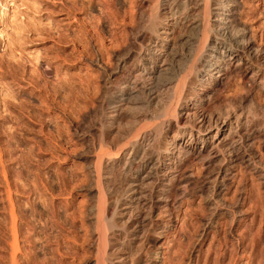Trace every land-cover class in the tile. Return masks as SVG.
Here are the masks:
<instances>
[{"label": "rangeland", "instance_id": "rangeland-1", "mask_svg": "<svg viewBox=\"0 0 264 264\" xmlns=\"http://www.w3.org/2000/svg\"><path fill=\"white\" fill-rule=\"evenodd\" d=\"M170 1L0 0V264H95L102 231L107 252L118 233L126 232L125 239L117 237L120 242L130 240V214L120 215L117 204L122 185L115 164L118 146L129 147L138 130L158 129L163 141L164 119L173 125L174 119H153L158 110L149 106L138 118L122 114L121 120L108 121L109 95L100 92L102 68L108 73L123 53L136 51L138 35L148 31L152 19H174L180 57L174 58L171 76L179 71L190 47L179 40L191 26L182 10L167 18ZM213 1L191 2L186 13L197 14L202 27L212 29ZM233 18L264 57V0H236ZM215 37L209 32L206 44ZM234 79L225 95L241 89L235 110L264 126V94L245 96L242 81ZM261 148L264 166V139ZM242 168L233 172L229 189L215 197L207 184L211 173L193 167L173 227L163 238L148 236L149 252L159 254L157 264H264V171L259 181ZM215 198L224 211L213 208ZM102 264L113 262L105 255Z\"/></svg>", "mask_w": 264, "mask_h": 264}, {"label": "bare ground", "instance_id": "bare-ground-1", "mask_svg": "<svg viewBox=\"0 0 264 264\" xmlns=\"http://www.w3.org/2000/svg\"><path fill=\"white\" fill-rule=\"evenodd\" d=\"M198 1L171 0L167 7H164L166 13L170 14L167 18H173L177 10L184 11L182 19L186 22L189 20L191 26V33L189 31V35H184L179 40L182 44L190 46L189 52L183 51L186 54L183 57L184 64L182 63L180 70L173 72L172 76L174 58L180 57L175 52L178 46L174 40V19L165 23L160 20L157 23L152 19L148 31L138 35L139 48L136 51L130 50L123 53L121 58L118 56L117 61L114 59L116 62L111 71L108 69V73L102 68L105 80L100 92L103 96L106 93L109 95L105 101L108 121H115L122 114L137 117L145 107L147 109L153 106L158 110L153 119L158 120L170 115L174 119V125L164 119L163 141L159 139L161 131L157 132L158 129L144 134L138 130L135 136L133 135L135 139L129 147L118 146L120 155L115 157V164L120 168L117 171L120 170L122 174V185L119 184L121 200L117 204L120 207V215L130 214L127 219H131L128 231L130 240L120 242L117 237L122 234L116 233L114 243H111L112 246L107 252V239L101 230L98 234L97 253L100 258H97L99 260L95 264H102L105 255L113 264H157L159 254L149 252L148 236L154 235L155 240L163 238L173 227L177 219V208L186 193L188 178L193 175L192 169L195 165L211 173L207 184L215 197L221 191L229 189L228 181L232 180L234 183L236 178L233 172L238 168L241 171L242 166L246 173L253 174L259 181L262 180L260 173L264 171V166L261 160V145L264 126L258 125L256 119L250 120L249 113L235 110L236 101L242 98L241 89H235L231 96H226L225 92L230 89L234 78H239L245 96L259 90L264 94L263 51L245 40L244 28L236 29L233 18L236 0L212 2L217 10L214 13L216 18L212 29L208 26L203 28L197 14L186 13L192 5L191 2L197 4ZM185 25L188 27V24ZM209 32H214L217 37L206 44ZM103 57L102 55V60ZM96 65L102 67L97 57ZM172 108L174 109L169 114ZM120 157L121 159H118ZM98 170L99 168L96 169ZM236 184L237 191L241 190L243 179ZM101 198L105 197L99 198L103 203L104 199ZM211 200L214 209L222 207L224 211V204L222 205L218 198ZM99 202L97 203L100 205ZM102 205L96 210L97 216L103 211ZM228 208L227 206L225 209L226 213L229 212ZM125 236L126 232L122 236L123 239Z\"/></svg>", "mask_w": 264, "mask_h": 264}]
</instances>
